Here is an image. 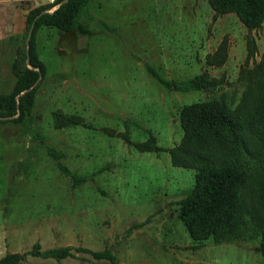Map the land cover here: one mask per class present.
Wrapping results in <instances>:
<instances>
[{
  "label": "rangeland",
  "instance_id": "obj_1",
  "mask_svg": "<svg viewBox=\"0 0 264 264\" xmlns=\"http://www.w3.org/2000/svg\"><path fill=\"white\" fill-rule=\"evenodd\" d=\"M48 1L0 0V92L9 91L11 62L25 48L28 9ZM247 36L253 53L244 63ZM221 42L225 59L207 64ZM263 46L264 19L248 30L207 0H90L74 29L40 25L35 47L45 73L31 110L20 120L0 117V256L37 242L105 248L116 264H264L257 237L192 240L174 201L191 187L193 169L134 144L149 134L163 148L176 143L184 103L220 94L236 101L238 71ZM147 65L165 79L207 71L219 81L169 89ZM72 252L26 253L18 264H112Z\"/></svg>",
  "mask_w": 264,
  "mask_h": 264
},
{
  "label": "trees",
  "instance_id": "obj_2",
  "mask_svg": "<svg viewBox=\"0 0 264 264\" xmlns=\"http://www.w3.org/2000/svg\"><path fill=\"white\" fill-rule=\"evenodd\" d=\"M89 1L54 0L28 9L25 29L27 33L32 23L31 32L25 48L17 49L11 62L13 81L9 91L0 92V117L20 120L31 110L36 89V83L32 84L45 73L35 47V30L42 24L59 30L74 29ZM207 2L215 14L233 12L248 30L260 26L264 19V0ZM246 46L244 63L253 53L249 36ZM225 56V43L221 42L205 55V62L220 65ZM146 68L165 87L174 90L206 89L219 81L207 71L175 80L161 77L149 65ZM237 78L243 87L236 101L233 96L228 99L220 94L179 107L181 137L173 145H157L152 134L134 144L140 150L164 149L172 165L193 169L191 187L174 201L176 214L192 240L210 238L220 242L257 237V250L264 258V46L259 59L250 67H241ZM71 117L63 116L62 122ZM64 171L68 173L66 168ZM72 249L116 264L105 248L93 250L66 244L39 249L37 242L29 251L4 253L0 264H18L26 253L59 259L73 255Z\"/></svg>",
  "mask_w": 264,
  "mask_h": 264
},
{
  "label": "water",
  "instance_id": "obj_3",
  "mask_svg": "<svg viewBox=\"0 0 264 264\" xmlns=\"http://www.w3.org/2000/svg\"><path fill=\"white\" fill-rule=\"evenodd\" d=\"M31 28H32V23H31V25H30V27L28 28V31H27V39H28V37H29V35H30ZM26 61H27V60H26ZM27 63H28V62H27ZM38 78H39V76H38L37 79L33 82L32 85H34V84L37 82ZM32 85H31V86H32Z\"/></svg>",
  "mask_w": 264,
  "mask_h": 264
},
{
  "label": "built area",
  "instance_id": "obj_4",
  "mask_svg": "<svg viewBox=\"0 0 264 264\" xmlns=\"http://www.w3.org/2000/svg\"><path fill=\"white\" fill-rule=\"evenodd\" d=\"M53 1H54V0H49L48 2H53ZM54 5H55V4H53V5L51 6V8H53ZM51 8H50V9H51Z\"/></svg>",
  "mask_w": 264,
  "mask_h": 264
}]
</instances>
